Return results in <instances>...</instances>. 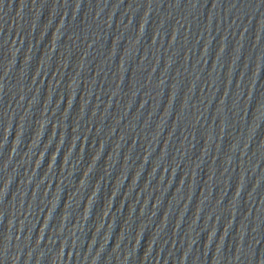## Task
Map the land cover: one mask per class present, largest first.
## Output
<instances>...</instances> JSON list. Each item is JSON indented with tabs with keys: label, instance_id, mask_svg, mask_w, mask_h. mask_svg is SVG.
<instances>
[{
	"label": "water",
	"instance_id": "1",
	"mask_svg": "<svg viewBox=\"0 0 264 264\" xmlns=\"http://www.w3.org/2000/svg\"><path fill=\"white\" fill-rule=\"evenodd\" d=\"M0 264H264V0H0Z\"/></svg>",
	"mask_w": 264,
	"mask_h": 264
}]
</instances>
